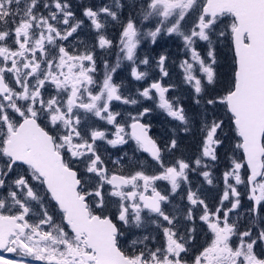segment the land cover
Listing matches in <instances>:
<instances>
[{"label":"snow or ice","instance_id":"1","mask_svg":"<svg viewBox=\"0 0 264 264\" xmlns=\"http://www.w3.org/2000/svg\"><path fill=\"white\" fill-rule=\"evenodd\" d=\"M0 264H264V0H0Z\"/></svg>","mask_w":264,"mask_h":264},{"label":"flooded vegetation","instance_id":"2","mask_svg":"<svg viewBox=\"0 0 264 264\" xmlns=\"http://www.w3.org/2000/svg\"><path fill=\"white\" fill-rule=\"evenodd\" d=\"M85 2H89V0H85ZM71 3L73 4L74 8L78 5L79 0H71ZM171 43L167 41H162L161 43L164 45V47H166L168 49V51L170 52L171 56L173 54L174 57V53L177 54L176 57H174V59L179 62V58H180V53L178 51L177 45H178V41H173V40H169ZM174 47V49H171V47ZM156 46H152L149 45L147 42H145L142 46H141V55H143L145 52L151 50L152 48H154ZM164 48H157V51H163ZM153 55H155L156 53L153 52ZM111 60H115V56L110 57ZM141 70H143V66H141ZM129 71L128 69H124L120 71V74L116 77L117 81H119L120 79H125L126 83L129 84L130 87H137L140 86L139 83H135L133 84L131 82V78L129 76ZM177 70H174V74H176ZM179 81V80H178ZM178 93H180V90H177ZM176 91V92H177ZM176 92L174 94H176ZM149 103V106H152ZM154 107V106H153ZM145 123H148L151 125V129H150V135L153 136V138L157 139V141L159 143H163L164 140H166L170 135H171V129L175 126V122L171 121L169 117H167L165 115V113L160 112V110L156 109L154 110L149 116H147L144 119ZM180 135L182 137H185L186 135L184 133H180ZM235 141H233L234 143ZM190 144V140L184 141L182 143V147H185L187 145ZM132 146L134 147V145L132 144V142H130V145H126L123 146V151H128L129 147ZM110 151L113 153V159L116 158V156L118 155H122L123 153L121 151H118L117 149H110ZM129 155H131V152H129ZM137 155H141L140 153H137ZM147 154H143V156H146ZM177 155H179V153H177ZM193 179H196L195 176H193ZM199 179H203L202 177H200ZM203 239V238H202ZM202 242V241H201ZM5 256H8L10 254L5 253Z\"/></svg>","mask_w":264,"mask_h":264},{"label":"trees","instance_id":"3","mask_svg":"<svg viewBox=\"0 0 264 264\" xmlns=\"http://www.w3.org/2000/svg\"><path fill=\"white\" fill-rule=\"evenodd\" d=\"M181 56L183 57V54L181 53ZM219 60H220V72L222 74V79L223 78H227V76H229L231 74V69L232 67H234L232 65V53L228 50V48H222L220 51V55H219ZM181 73V70H178ZM178 78H180V75L177 76ZM178 82V81H176ZM176 95H181V90L180 93H178V91L176 92ZM186 106L189 105L191 102L190 100H188L187 98L183 99L182 101ZM187 140H190V137L185 136L184 137V141L187 142Z\"/></svg>","mask_w":264,"mask_h":264},{"label":"rangeland","instance_id":"4","mask_svg":"<svg viewBox=\"0 0 264 264\" xmlns=\"http://www.w3.org/2000/svg\"><path fill=\"white\" fill-rule=\"evenodd\" d=\"M168 42L169 43H171L169 40H168ZM170 47H171V45H170ZM171 49H174V47H171ZM180 53V52H179ZM177 56V54L176 53H174V57H176ZM172 59H174V57H173V54H172ZM183 57L181 56V53H180V58H179V60L180 59H182ZM175 60V59H174ZM176 61V60H175ZM176 64L178 65L179 64V62H177L176 61ZM174 70H177L176 71V74H174ZM178 70H180L178 67H176V66H174V67H172L171 69H170V71H171V73H172V79H173V82H176V81H178L179 80V78L177 77L178 75H180V71H178ZM165 80H167V78H165ZM174 95H176V94H174ZM160 112H162V111H160ZM163 113V112H162ZM166 115V114H165ZM167 116V115H166ZM170 120H171V118H170ZM176 123V122H175Z\"/></svg>","mask_w":264,"mask_h":264}]
</instances>
